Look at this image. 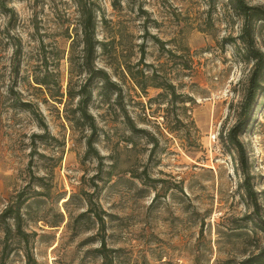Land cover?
Returning <instances> with one entry per match:
<instances>
[{"label":"rangeland","instance_id":"1","mask_svg":"<svg viewBox=\"0 0 264 264\" xmlns=\"http://www.w3.org/2000/svg\"><path fill=\"white\" fill-rule=\"evenodd\" d=\"M85 1L95 10L94 67L115 84L89 83L100 160L85 154L88 126L69 121L77 98L67 92L89 76L76 57L77 0H0V215L26 199L29 236L0 218L4 264H28L26 251L30 264H102V234L113 264H241L257 254L264 232L248 219L238 155L221 139L240 119L252 71L241 17L227 0ZM253 31L264 50V25ZM44 74L47 88L35 83ZM10 88L39 117L13 107ZM253 106L240 139L264 218V91Z\"/></svg>","mask_w":264,"mask_h":264},{"label":"trees","instance_id":"2","mask_svg":"<svg viewBox=\"0 0 264 264\" xmlns=\"http://www.w3.org/2000/svg\"><path fill=\"white\" fill-rule=\"evenodd\" d=\"M227 5L230 9H232L238 16L242 19V29L241 34L239 35V39L242 43V48L245 53V58L247 61L252 62V71L248 78V86L247 91L244 96V101L241 107L240 119L230 128H228L226 134L221 136L223 145L227 146V148L231 151L234 150L238 155L240 162V170L243 174V178L239 184V187L243 189L244 196L247 201L251 202V206L253 208L254 217L249 216L248 219L254 223V226L257 227L261 232H264V218L260 214V206L257 198V192L251 183V176L247 169V159L245 157V148L243 142L240 139V135L242 134L246 124L251 118V113L253 111V105L255 104V100L257 95L264 91V85H262V75H264V50L258 48L255 44L254 40V24L262 23L264 25V4H249L247 0H227ZM78 11L80 12V41L82 43L81 54L76 56L80 61L79 67L81 70L88 73V78L82 84L77 91L68 90L67 95L70 99L77 98V105L75 108V113H78V116L73 114L70 118V122L74 124H82L87 125L90 134L86 137V155L95 156L98 160L101 159V156L98 154V151L95 148V133L97 130V126L95 124L94 117L88 112V105L91 101L92 92L89 86L91 78L98 76L103 79V85L107 87H114V83L110 82L108 75L101 69H95L94 61H95V52L98 41L95 37V10L93 7L86 3L85 0H77ZM15 55H19L20 50L16 48ZM143 59L144 49L141 52ZM74 53H71L69 58L70 63L74 60ZM143 75V74H142ZM51 74H44L41 78L36 79V84L40 86H45L46 88L49 85V77ZM144 77V76H143ZM143 89L145 85L139 84ZM156 87L164 88L165 90L170 89L172 95H175L173 90V86L166 85H156ZM8 93L14 95L13 98V107H17L20 109H24L36 117L38 116V111L34 107L31 102L24 101L19 97H16L15 91L10 88ZM127 124L133 132H140L142 130L136 129L132 120L127 117ZM21 196V195H19ZM26 201V199L20 200L18 204L15 205V209L12 206H7L4 211L1 213L0 218L2 221H6L8 218H13L15 220V229L16 235L19 236L20 240L28 243V234L22 229L21 221L22 216L20 213L21 205ZM89 211L94 213L96 220L100 225V229L103 231L105 227V222L102 215L93 210V208H89ZM11 234L10 226L6 222L5 227V244L3 251L7 248V240L9 239ZM109 251L106 248V241L104 235L100 237V246L97 248V252L102 257V264H113V260L108 256L107 252ZM26 256L28 257V264H30L32 257L29 251H26ZM0 264H4L3 256L0 257ZM195 264V263H194ZM241 264H264V247H262L259 252L255 255L245 258L241 261Z\"/></svg>","mask_w":264,"mask_h":264}]
</instances>
